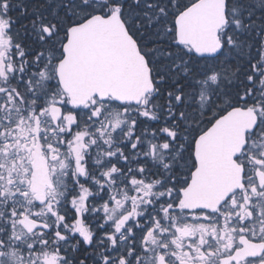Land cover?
<instances>
[{"label":"snow or ice","instance_id":"1","mask_svg":"<svg viewBox=\"0 0 264 264\" xmlns=\"http://www.w3.org/2000/svg\"><path fill=\"white\" fill-rule=\"evenodd\" d=\"M0 264H264V0H0Z\"/></svg>","mask_w":264,"mask_h":264}]
</instances>
